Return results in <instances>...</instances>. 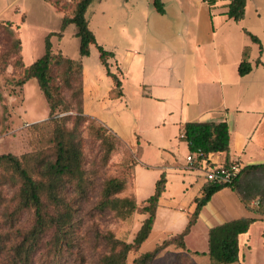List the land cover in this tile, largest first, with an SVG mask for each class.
<instances>
[{"label":"rangeland","instance_id":"rangeland-1","mask_svg":"<svg viewBox=\"0 0 264 264\" xmlns=\"http://www.w3.org/2000/svg\"><path fill=\"white\" fill-rule=\"evenodd\" d=\"M53 1L56 6H53ZM75 1L0 0V155L9 153L16 156L35 178L38 177L39 161H49L53 158L54 144L51 138L54 126L49 116L48 103L37 80L30 78L23 84H18V81L23 76L24 67L43 54L45 36L49 32L60 31L61 13L69 15ZM220 1L222 0H215L210 4L205 0H160L164 9L161 13L156 10L153 0H129L127 4H123V0H92L86 11V19L88 27L94 35L96 34L97 44L114 51L116 57L122 59V63H125L123 56H127L125 48L130 45L120 31L125 30L127 34H131L139 30L143 34V26L147 24V34L142 36L143 43L140 45L146 47V64L155 62L159 57L170 59L167 68L172 85L176 78L175 70L196 69V73L202 76L215 69L216 64L221 63L227 71H232L234 62L239 64L245 60L254 70L248 76L238 75L240 77L237 86L254 84L257 74L264 86V0H252L261 6L260 18L253 10L252 2H249L244 17L239 20L229 18L226 15L228 3L220 7ZM195 19L199 22L197 41L195 39L197 44L192 36ZM246 31L257 36L260 42L252 40ZM18 36L21 40V53L14 42ZM50 42L53 53L61 52L64 57L82 65L85 97L92 96L97 104L90 108L96 110L99 104L102 106L98 109L105 114L101 121L111 127L117 136L96 119L83 114L81 81L75 70L68 69L63 62H53L50 66V83L57 85L58 95L63 102L62 109H57L58 114L55 117L67 116V128L73 126L76 116L83 117L77 131L82 150V167L90 184L85 197L79 201H75L76 194L72 192L71 185H66L65 201L71 204L72 217L67 242L61 245V248H55L52 245L54 228H48L29 264H51L55 259L58 264H99L100 259L111 251L101 235L110 234L115 239L131 243L141 225V218L145 217L136 212L127 217H120L114 211L98 209L96 204L100 199L101 186L110 177L123 179V189L114 196L133 199V172L136 180L142 169L155 173L161 162L157 148L150 146L144 139L149 140L157 136L162 141L166 140L171 155L176 159H179L178 156L185 158L188 153L185 143L177 137L174 139L176 130L169 122L178 116V103L169 100L164 105H152L148 101L139 103L132 96L136 81L129 79L126 74L121 75L120 71L117 73L114 60L108 57L109 70L116 73L123 82L124 91L130 99L127 102L124 98L111 96L115 86L114 80L101 64L96 45L89 46L87 56H80L79 39L73 24L65 27L62 37L51 35ZM235 70L237 72V66ZM143 80L148 81L146 75ZM190 84L186 83V87L191 88ZM172 90H176V87ZM195 90V94L187 93L188 116H195L197 110L201 111V105L204 103L202 101L205 99L208 103V94L209 104L213 107L210 111L218 116H222L225 111L221 107L222 100L232 106L235 97L241 99L242 104L258 97L249 87L238 95L232 91L222 93L214 87L208 93V88L201 84ZM261 95L264 97V93ZM258 110L263 111L264 108L259 107ZM241 111L244 110L240 109L239 112ZM251 113L248 115L252 116L244 119L248 123L246 132L249 128L251 132V128L257 125L255 121L259 115L253 111ZM233 114L229 112L227 117L230 127L234 124ZM236 114L239 116V113ZM155 122H164L165 125L153 127ZM236 122L240 123V118L237 117ZM116 125H120L121 131L117 130ZM102 133L104 138L100 135ZM161 140L157 141L160 143ZM251 143L246 146L243 163L264 165V120L255 131V139ZM108 144L112 145V149L107 159H104ZM174 147H179V153ZM137 160H141L140 162L148 167H134ZM182 166L181 168H184V165ZM173 176V173L169 174L170 179ZM200 180L199 177L198 182ZM170 182L167 184V191L159 199V204L160 208L172 209L173 213L159 215L148 238L138 249L127 253L125 264H133V260L143 252L152 250L184 227L187 220L183 222L179 215L191 211L193 198L200 195L198 182L187 185L186 188L180 187V190ZM19 185L17 174L9 163L3 162L0 165V264H20L14 254V247L34 223L33 209L19 208ZM142 186L141 191L135 192L136 202L145 200L153 193L149 188V180L144 181ZM42 196L43 201L47 203L45 195ZM178 206L186 208V211L179 210ZM202 215L193 230L184 236L188 253L171 244L153 259L152 264H193V252H205L208 248L204 231V223L208 222V206L203 208ZM259 223L264 224V219L257 220L256 224ZM246 236L250 239V246H239V255L243 252L244 258L242 264H264V235L252 228ZM244 237V234L240 237L238 235L241 241ZM248 248L251 252H248Z\"/></svg>","mask_w":264,"mask_h":264},{"label":"trees","instance_id":"trees-1","mask_svg":"<svg viewBox=\"0 0 264 264\" xmlns=\"http://www.w3.org/2000/svg\"><path fill=\"white\" fill-rule=\"evenodd\" d=\"M205 1L212 4L215 0ZM91 2L92 0H76L69 15L61 13L60 31L49 32L45 36L43 54L30 65L24 67L23 76L18 81V84H23L30 78L37 80L39 88L48 103L49 116H51L54 126L51 138L54 144L53 158L49 161H39V165H37L38 177L35 178L29 168L16 156L9 153L0 155V165L3 162L9 163L20 179L17 192L19 208H32L34 212L33 226L14 247V254L20 264H29L41 237L50 227L54 228L52 245L59 249L61 245L66 244V237L70 231L68 227L72 224L71 204L65 201L64 191L66 185H71L72 192L76 194L75 201H79L82 197H85V193L88 191L87 187L90 184V180L87 179L85 170L82 167V150L77 131L78 124L83 117L76 116L71 128L66 127L67 116L55 117L58 114L56 112L57 109H62L63 102L58 95L57 85L50 83V66L53 62H63L68 69H72V71L74 69L75 73L80 77V93L82 94V65L78 61L64 57L61 52L53 53L51 51L50 36L56 34L58 38L62 37V31L65 27L73 24L75 26V34L79 39L78 52L80 56H87L89 54V46L95 44L99 52L100 61L106 68V73L114 80L113 93L116 97L121 94L119 90L120 80L116 74L110 72L107 63V58L113 56V53L97 44L94 33L88 27L86 11ZM153 4L158 12H164L160 0H153ZM245 4L246 0H229L226 15L234 20L242 19L244 17ZM54 5L55 2L53 1ZM56 11L58 12L59 10L56 9ZM11 32H13L12 29ZM246 33L256 43L260 42L257 36L247 31ZM14 42L21 53L20 37H15ZM251 70L252 66L245 60L239 62L237 66V73L240 76L249 73ZM67 84L70 86L69 83ZM179 134L187 142L189 153L200 150L203 156L208 157L210 153H226L229 149V132L225 121H187L182 124ZM100 135L104 138L103 133ZM111 149L112 145L108 144L104 159H107ZM34 157L36 158V156ZM263 168V164L245 165L241 167L237 177L231 184L205 182L200 196L195 198V207L189 215L186 226L180 232L164 239L152 250L143 252L133 260V264H152L153 259L171 244L188 253L189 250L186 249L184 236L195 223L201 207L208 202L214 192L225 186L237 188L241 176L246 179L249 174L257 171H260L264 176ZM165 183V173L162 172L155 182L153 193L145 200L137 203L134 198L125 199L114 196L123 189V179L110 177L103 182L100 190V199L96 204L98 209L114 211L120 217H127L133 212L147 214V216L142 219L141 225L131 243L115 239L110 234L101 235L103 240L110 246L111 251L100 259L99 264H125L127 253L132 249H138L148 238L154 223L158 200L164 191ZM43 194L47 203L42 199ZM251 222V218L241 217L209 228L208 248L205 252H193V264H241L238 235L246 232ZM51 262V264H58L57 259Z\"/></svg>","mask_w":264,"mask_h":264},{"label":"crops","instance_id":"crops-1","mask_svg":"<svg viewBox=\"0 0 264 264\" xmlns=\"http://www.w3.org/2000/svg\"><path fill=\"white\" fill-rule=\"evenodd\" d=\"M228 1L229 0L220 1L221 2L220 7L223 4L228 3ZM249 2H252V0H246L245 10ZM127 3H129V0H123V4H127ZM252 4L254 5V8H253L254 12L257 14V17L260 18V13H259L261 11L260 4H258L257 1L252 2ZM194 22H195V25L194 24L193 25L195 28H194V32L192 36H194V43H196L195 39L197 41L199 22H197V19H195ZM143 27H144L143 34L139 30L134 31L131 34H127L125 30L120 31L121 35L123 34L126 37L128 45H130V47L128 46L125 48L126 49L125 53L127 54V56L126 55L123 56L125 63H122L121 58L116 57V54L114 51L106 49L113 53V56L109 57V59L114 60L116 72L120 71L121 75L126 74V76L129 79L136 81L135 85H133V88H132L133 98L138 100L139 103L141 104L147 101L150 102L152 105H156V104L164 105V103H168L167 102L168 100L169 102L171 101H175V103L177 102L178 104L176 106V115L178 116L175 117L176 118L175 120H170L169 122L173 127H175L174 130H176V135L174 136V139L177 137L180 141H184L180 137V134H179V131L184 122H187V121H203V122L225 121L228 125L229 149L226 153H223V152L210 153L208 155L209 163H211L212 165H215V164L221 165V164H226V162H229V163L236 162L241 167L245 165H249V164L243 163V158L245 157V153H246L245 149H246L247 144L249 145L252 144L251 142L255 139V131H257L259 124L264 120V110L263 111L258 110L259 107L264 108L262 107L264 106V97H262L261 95V93H264V86L260 83L261 77H259V75L257 74L256 75L257 78H255L254 80L255 83L254 84L252 83V85L250 86L248 85L237 86L238 80H239L238 77H240L238 76V73L235 70L236 66H238L237 62H234L232 64V71H227V69L223 67V64L219 63V64H216L215 69H213L211 72L204 73L202 76L196 73V69L192 71L175 70L174 72H175L176 78L172 85V80H170L168 77L170 75L168 74V68H167V63L170 59H166L165 57L164 58L159 57L155 60V62L153 63L149 62L148 64H146V59H145L146 47L145 45L144 46L143 45L140 46V45L143 43L142 36L143 35L145 36L147 34V31L145 30V28L147 27V24H145ZM95 38H96V34H95ZM119 60L121 61L119 62ZM253 70L254 69H252L249 73L241 77L248 76ZM144 75L147 76L148 81L143 80ZM189 82L192 84V86H190L191 88L186 87V83H189ZM200 84L208 88V93L214 87L215 89L221 91L222 93H225L227 91H232V92L237 93V95L240 92L244 91L245 88L249 87L251 90L257 93L258 97L251 102L250 101L244 102L243 104L240 102L241 99L235 97V100L232 106H228L225 103V101L222 100L221 107H223L225 111H223L222 116H218V114L215 115L210 111V109L213 107L211 106V104H209L210 96L208 94V103L205 99L202 101L204 103L201 105V109H200L201 111L198 112L197 110L195 112V116L194 115L188 116L189 113H188L187 106H188L189 100H188L187 95L189 93L195 94V91H196L195 88ZM175 87H176V90H172V89H175ZM84 88H85V83L82 82L83 114L96 119L97 121H99L101 124H103L104 126H106L108 129H110L112 132L116 134V132L111 127L107 126L103 121H101V119L105 117L104 116L105 114L98 109L101 108L102 106H100L99 104L96 110H93V108H90V107H93V105H97V104L96 102L93 101L95 100V98H92V96L88 95L87 97H85ZM192 88L194 92H192L193 91ZM119 90L121 91V94L120 96H117V98L118 99L124 98L128 102L130 97L128 98L126 91H124L123 82L121 80H120ZM197 93L199 92H196V94ZM111 96L116 97L114 93H112ZM259 99L261 100L259 101ZM240 109L244 110L245 112L244 111L239 112ZM132 111L134 112V110ZM252 111L256 112L259 115V117L255 121L257 125L254 126V124H252V126L254 127L251 126L252 127L251 132H249L250 128H249V131L246 132L245 130L247 128L246 127L247 122L244 121V119L249 118V116H252V115H248V114H252L251 113ZM229 112L234 113L232 115L234 119V122H233L234 124H232V127H230L229 118H227ZM236 113H239L238 114L239 116H237ZM168 114L170 116L171 112H169ZM237 117L240 118V123L238 124L236 122ZM170 119H172V117ZM164 120L161 119V121H164ZM161 124L165 125L164 122H155L153 127H156V126L159 127ZM116 127L118 128V129L116 128L118 131H121L120 125H116ZM150 139L151 138H149V140L148 139H144V140H147L150 146H154L155 148H157L158 156L160 157L161 162L159 163V166H158L159 168L156 170L155 173H152L148 169H142L143 170L142 173L139 175L137 174L136 180H134L135 172H133L134 175L132 174L133 178H132V185H131L132 192H133V198L135 199V192L142 190L143 188L142 183L144 181L149 180V183H150L149 188L151 191L152 190L154 191L155 182L158 179L160 173L162 172L165 173L166 183L164 186V191L162 192L159 199L167 191V184L170 181H171L170 184L172 183L176 185V188L180 190V187L185 186L186 188L187 185L191 186L197 183L200 177L201 180L200 182H198L197 189L199 190V192H201L202 186L205 183L204 178H203V173H202V166H198L199 168L195 170H191V171L181 168L183 167L182 165L185 164L184 162L185 158L183 159L181 156H178L179 159H176L173 155H171L170 154L171 152H168L169 144L167 143L166 140L162 141L157 136L153 138L155 141H153V139L151 140ZM157 140H161L160 143ZM184 143L188 150L187 142L184 141ZM175 149L179 153L180 151L178 150L179 147ZM188 153H189V150H188ZM137 161L138 162L135 163L134 167L138 166L140 168L142 166L143 167L146 166L143 164V162H140L141 160H137ZM147 167L148 166H146V168ZM171 173H173L174 176L170 179L169 174ZM178 181L180 182L179 184H178ZM195 198H193L192 203L195 201ZM137 203H140V202H137ZM207 203H206L207 205L205 204V206L201 207L199 214L196 218V221L191 226L189 232L193 230L194 226L200 220L201 216H203L202 215L203 208L208 206V215H206L208 222L204 223V231L207 236V239H208L209 228L214 227L216 225H220L224 222H227L233 219L241 218V217L251 218L252 222L250 223L246 232L239 234V237L240 235H243V234L245 235V237L244 239H242V241L238 239V246H244V247L250 246V239L246 235L248 232L252 230V228L254 230H258L260 234L264 235V224H260V223L259 225L256 224L257 220L264 219V176L261 174L260 171L249 174L246 177V179H244L241 176L240 180L238 181L237 188L231 187V186H225L217 190L210 197ZM194 204L191 208V211L195 207ZM178 209L181 211H186V208H182L180 206H178ZM191 211L187 212L184 215H179L180 218H182L183 222L187 220L185 224L183 225L184 227L186 226L188 222V217ZM163 213L170 214V213H173V211L172 209L160 208V204L158 200V206L156 208V213H155V218H154V223H153L152 228L155 227V223L158 221L159 215ZM143 215H145V217L147 216V214H143ZM145 217L141 219H144ZM247 250L248 252H251L249 248ZM242 256H243V252H242V255H239L241 264L244 260Z\"/></svg>","mask_w":264,"mask_h":264},{"label":"built area","instance_id":"built-area-1","mask_svg":"<svg viewBox=\"0 0 264 264\" xmlns=\"http://www.w3.org/2000/svg\"><path fill=\"white\" fill-rule=\"evenodd\" d=\"M208 161V157L203 156L200 150L187 153L184 159V168L195 170L199 168L198 166H202L204 181L217 184H231L241 169V166L236 162L212 165Z\"/></svg>","mask_w":264,"mask_h":264}]
</instances>
